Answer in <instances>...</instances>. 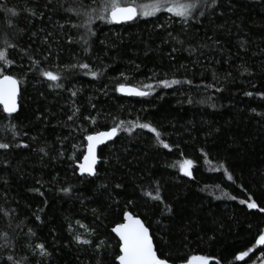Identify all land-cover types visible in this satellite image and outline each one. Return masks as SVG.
<instances>
[{
    "label": "trees",
    "instance_id": "obj_1",
    "mask_svg": "<svg viewBox=\"0 0 264 264\" xmlns=\"http://www.w3.org/2000/svg\"><path fill=\"white\" fill-rule=\"evenodd\" d=\"M106 2L0 0V69L20 84L18 112L0 105V264H118L127 212L172 264H264V0L123 24L97 18ZM118 125L80 176L87 136Z\"/></svg>",
    "mask_w": 264,
    "mask_h": 264
},
{
    "label": "snow or ice",
    "instance_id": "obj_2",
    "mask_svg": "<svg viewBox=\"0 0 264 264\" xmlns=\"http://www.w3.org/2000/svg\"><path fill=\"white\" fill-rule=\"evenodd\" d=\"M199 0L195 3H181L179 0L171 2V0H153L152 4L137 5L135 0H107L105 3L102 14L99 15L98 19H110L111 21L121 22V21H132L138 16L143 15L154 16L162 9H165L169 13H174L176 16L184 17L187 19L193 14V10L198 6ZM72 11V9H69ZM15 14V13H14ZM79 15V13H77ZM203 15V12L200 13ZM92 20H88V24H91ZM0 60H4L6 63L11 64L12 61L7 59V52L0 51ZM83 68H88L87 64L82 65ZM3 69H0V103L3 104L4 110L11 114L17 111V93H18V81L15 77L10 75H2ZM93 76L96 75L95 72L91 73ZM48 79L52 81H57L60 76L54 74L53 72L46 71L43 73ZM165 87H170L173 84H179V80H162L160 81ZM189 83H191L189 81ZM146 87H151L148 85ZM121 92H129L138 96H146L149 93L146 91H141L135 88H127L125 85L121 84L119 86ZM75 94V93H74ZM251 95V93H247ZM123 123V122H121ZM141 128H149L152 132L156 133V137L159 140L160 133L153 128L150 124L137 125ZM120 131V127L115 126L107 132H99L95 135H89L87 137L89 141L88 154L84 156L83 163L79 165L81 173H88L90 175H95L94 166L97 163L96 156V146L97 144L103 143L107 139H111L117 135ZM131 131V129H129ZM159 143L163 144V147L168 148L169 145L163 140H159ZM9 145L0 144V148H7ZM193 166V161L185 160L181 164L182 170L186 175L191 176V168ZM232 179L231 175L228 177ZM64 191H69V189H64ZM152 196L151 193H148ZM153 199L159 200L161 197L159 194L153 197ZM244 203V201H242ZM249 208L258 207L255 202L248 204ZM264 212V208L260 209ZM126 222L118 224L113 231L119 235L120 244V255L117 257L120 264H169V260L166 258H161L162 254L158 255V252L153 244L152 236L149 234V229L145 226L144 222L138 217L134 216L131 212L125 213ZM77 241L88 244L90 241H81L80 237H76ZM258 244L264 245V234L259 236L257 241ZM39 247L43 250L44 245L41 244ZM247 255V252H242L237 257L242 259ZM209 257L206 256H192L190 257L186 264H210Z\"/></svg>",
    "mask_w": 264,
    "mask_h": 264
},
{
    "label": "water",
    "instance_id": "obj_3",
    "mask_svg": "<svg viewBox=\"0 0 264 264\" xmlns=\"http://www.w3.org/2000/svg\"><path fill=\"white\" fill-rule=\"evenodd\" d=\"M135 20V19H134ZM134 20H132V21H134ZM132 21H121V22H116V21H113L114 23H116V24H123V23H127V22H132ZM11 76V75H10ZM17 80V79H16ZM18 81V80H17ZM127 88H135V89H139L138 87H136V86H132V85H125ZM139 90H141V89H139ZM118 91H119V93L121 94V95H123V96H126V97H130V96H138V95H135V94H132V93H129V92H121L120 90H119V88H118ZM141 91H144V90H141ZM19 95H20V84H19V81H18V93H17V98H16V101H17V111L16 112H18V110H19ZM0 105L2 106V108H3V110H4V106H3V104L2 103H0ZM4 112L6 113V114H8V115H11V114H15V113H11V114H9V113H7L5 110H4ZM111 129H108V130H101V131H98V132H95V133H92V134H89V135H95L96 133H99V132H107V131H110ZM118 134V133H117ZM88 135V136H89ZM87 136V137H88ZM117 137V135L115 136V137H113V138H111V139H107V140H105L103 143H100V144H97V146H96V156H97V163L95 164V166H94V169H95V173H96V167H97V164H98V161H99V157H98V152H99V149L100 148H102L103 146H106V145H108V144H110V143H112L114 140H115V138ZM88 145H89V141H88V139L86 138V148H85V153H84V156L85 155H87L88 154ZM84 156H83V158H84ZM83 158L81 159V161L80 162H78L77 164H76V167H77V172H78V174L80 175V176H89V177H93L94 175H90V174H88V173H81V171H80V168H79V165L81 164V163H83ZM135 216V215H134ZM126 222V218H125V215H124V218H123V222L122 223H125ZM121 224V223H120ZM118 225V224H117ZM116 225V226H117ZM116 226H114L113 228H112V232H113V234L118 238V240H119V242H120V244H121V241H120V238H119V235L116 233V232H114L113 231V229L116 227ZM146 226V225H145ZM147 227V226H146ZM148 228V227H147ZM149 234H150V231H149ZM151 235V234H150ZM153 240V239H152ZM154 244V243H153ZM121 254V253H120ZM117 262H118V264H120V262H119V260H117ZM169 264H172V263H170L169 262Z\"/></svg>",
    "mask_w": 264,
    "mask_h": 264
},
{
    "label": "rangeland",
    "instance_id": "obj_4",
    "mask_svg": "<svg viewBox=\"0 0 264 264\" xmlns=\"http://www.w3.org/2000/svg\"><path fill=\"white\" fill-rule=\"evenodd\" d=\"M262 263H264V260H263V262Z\"/></svg>",
    "mask_w": 264,
    "mask_h": 264
},
{
    "label": "bare ground",
    "instance_id": "obj_5",
    "mask_svg": "<svg viewBox=\"0 0 264 264\" xmlns=\"http://www.w3.org/2000/svg\"><path fill=\"white\" fill-rule=\"evenodd\" d=\"M80 162V161H79Z\"/></svg>",
    "mask_w": 264,
    "mask_h": 264
}]
</instances>
